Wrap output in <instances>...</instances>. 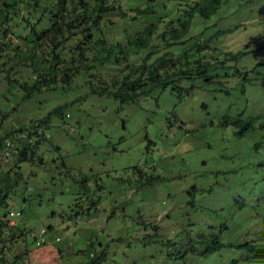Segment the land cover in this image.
Segmentation results:
<instances>
[{
	"label": "rangeland",
	"instance_id": "374dc122",
	"mask_svg": "<svg viewBox=\"0 0 264 264\" xmlns=\"http://www.w3.org/2000/svg\"><path fill=\"white\" fill-rule=\"evenodd\" d=\"M193 1L114 0L102 15L103 80L164 52L165 71L181 73L132 102L93 92L82 71L51 69L29 92L43 68L30 51L14 60L23 42L0 33V170L22 174L8 207L24 228V264H83L102 251L99 264H264V0H222L168 41ZM150 24L147 48L119 51ZM183 49L190 60L176 61Z\"/></svg>",
	"mask_w": 264,
	"mask_h": 264
},
{
	"label": "trees",
	"instance_id": "16d2710c",
	"mask_svg": "<svg viewBox=\"0 0 264 264\" xmlns=\"http://www.w3.org/2000/svg\"><path fill=\"white\" fill-rule=\"evenodd\" d=\"M221 1L194 0L187 11L189 17L184 22L186 23L184 29L178 31L174 28L168 29L169 38L167 40H179L182 34L187 32L191 16L196 15L199 18L208 19L217 11ZM113 2L114 0H0V33L5 35V31L9 29L10 33L7 38L9 43L12 44V40L18 38L24 44V47H21V44L15 45L14 49L18 58L14 60H27L30 56L24 54L30 51L34 63L40 64L43 68L40 81H38L40 85L29 88V92L39 89L41 85L45 86L47 81L49 82L51 77L49 70L51 69H53L52 76L54 77L57 71H63L64 79L72 78L82 71L81 74L84 77L85 74L88 75L87 82L90 83L93 92L109 93L119 101L129 102L149 95L155 87L164 88L180 78L181 73L165 71L168 63L173 64L174 62H172V52H164L156 57L152 64L144 65V60L149 56L147 54L142 58V63L137 66L131 63L129 68L128 64L119 70L111 68L114 74L102 71L106 76L110 75L107 82L102 79L100 70L110 64L104 53L108 52L111 46L101 38L94 39L93 33L98 31L102 15L115 8ZM145 9L151 11L150 6ZM137 11L142 12L143 10L137 9ZM26 25L28 26L27 32L23 31V27ZM155 28V24L146 26L142 33L129 40L126 49L120 46L119 51L123 50L125 54L135 55L139 49L147 48L148 40ZM15 29H19L21 32H15ZM160 35L159 33V37ZM42 36L50 37V44L39 42ZM210 39L212 40L213 37ZM208 44L209 42L198 44L192 42L187 49L200 50L203 47L208 48ZM185 50L177 53L176 61L179 60V57L190 60V55ZM36 56L42 57L41 63L36 61ZM48 60L51 61L50 66L47 65ZM195 61L192 62L195 63ZM196 63L200 64L199 61ZM199 67L195 71L204 72L207 66ZM127 68L128 71H124ZM185 75H189V73ZM91 81H95L96 84H92ZM4 145L8 146L9 144L5 143ZM1 146H3L2 140H0V148ZM15 150L17 151L16 160L18 162L24 160V150L20 151L19 148ZM21 179L22 174L18 171V164L11 165L6 170H0V264H24L28 250L24 244V228L15 221L16 213L8 207L9 198L15 193L14 187ZM11 219H13L11 221L13 224L10 223ZM51 228L49 226L47 229ZM19 240H21V250L11 252ZM42 240L40 238L38 243L43 244ZM104 255L105 252L102 251L97 256L90 257L91 259L83 264H99Z\"/></svg>",
	"mask_w": 264,
	"mask_h": 264
},
{
	"label": "clouds",
	"instance_id": "9594fccd",
	"mask_svg": "<svg viewBox=\"0 0 264 264\" xmlns=\"http://www.w3.org/2000/svg\"><path fill=\"white\" fill-rule=\"evenodd\" d=\"M41 242H43V240Z\"/></svg>",
	"mask_w": 264,
	"mask_h": 264
}]
</instances>
